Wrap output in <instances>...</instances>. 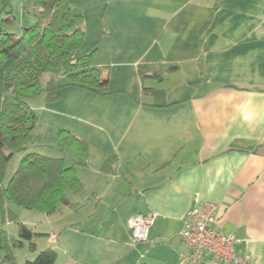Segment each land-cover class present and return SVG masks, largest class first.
I'll return each instance as SVG.
<instances>
[{
	"label": "crops",
	"instance_id": "0c3cea01",
	"mask_svg": "<svg viewBox=\"0 0 264 264\" xmlns=\"http://www.w3.org/2000/svg\"><path fill=\"white\" fill-rule=\"evenodd\" d=\"M107 9L108 35L130 26V41H144V26L151 42L131 94L101 106L130 113L104 130L114 131L113 171L101 169L109 151L76 167L83 188L72 208L87 217L72 229L82 244L72 254L84 264L141 253L145 264H206L182 262L179 231L188 210L212 202L218 227L241 239L238 254L264 264V0H109ZM141 64L171 70L142 80ZM139 213L155 220L134 244L128 220Z\"/></svg>",
	"mask_w": 264,
	"mask_h": 264
},
{
	"label": "trees",
	"instance_id": "16d2710c",
	"mask_svg": "<svg viewBox=\"0 0 264 264\" xmlns=\"http://www.w3.org/2000/svg\"><path fill=\"white\" fill-rule=\"evenodd\" d=\"M25 12L35 22L24 27L20 34L7 31L0 25V216L2 223L18 221L12 206L34 209L47 215L61 204L74 207L68 193L82 190L76 165H87L89 142L68 129H59L57 138L62 147L75 156L72 165L63 157H52L28 151L35 139L38 119L29 99L43 90L41 79L47 74V98L60 97V82L104 93L109 84L107 66L97 65V48L83 50L85 30L83 16L73 9L68 0H26ZM7 21H12L11 16ZM171 70V68L166 69ZM164 69L139 65L141 79L153 77L162 81ZM146 90V88H145ZM17 152H24L19 166L6 185L3 179L7 163ZM115 154L103 162V171H113ZM19 237L13 238L0 228V264H16L15 250L29 241L31 250L37 235L26 224L19 222ZM58 253L53 248L40 251L34 260L24 264H55Z\"/></svg>",
	"mask_w": 264,
	"mask_h": 264
},
{
	"label": "rangeland",
	"instance_id": "374dc122",
	"mask_svg": "<svg viewBox=\"0 0 264 264\" xmlns=\"http://www.w3.org/2000/svg\"><path fill=\"white\" fill-rule=\"evenodd\" d=\"M25 1L0 0V25H3L7 31L20 34L24 27L35 22L34 16L23 9ZM68 1L75 12L83 16L85 40L82 49L97 48L94 62H103L101 64L107 66L108 94L106 96L94 94L88 89L68 85L66 78L62 77L60 82L63 86L59 89L60 97L50 100L44 89L48 75H43L41 79L43 90L28 100L38 119L35 139L29 144L28 151L52 157H63L66 165H72L76 158L69 149L62 147L59 143L58 130L68 129L86 138L89 142V153H91L92 159L102 151L115 154L116 147L112 142L115 138L110 135L114 134V131H110L111 133L108 134L104 130L111 129L110 127L117 121L129 120L130 113L123 109L101 110V106L105 103L113 104L124 101L131 94L130 90L134 88L136 80H138V77L134 76V62L137 58L144 56L151 41H145L146 28L144 26L142 28L144 41H130V26L125 27L123 35H108L107 28L111 26L107 9L109 0ZM10 16L12 21H7ZM112 24L114 25V23ZM116 62L121 63L122 66L117 65ZM23 154L24 152L15 153L7 163L3 179L4 185L8 183L18 168ZM68 195L73 201L80 199L72 192H69ZM12 210L18 221L8 220L2 223L0 216V228L6 230L13 238H18L19 222H21L37 234L33 240L36 243L35 250L30 249L29 241H25L23 247L15 250L16 264H24L26 260L36 259L38 253L46 248H53L57 251L58 259L55 264H84L72 254L73 248L82 249L81 243L75 245L76 234L72 229L81 231L76 220L84 216L86 213L84 210H75L61 204L54 213L49 215L22 206H12ZM99 212L100 219H108L111 216V211L103 205L99 207ZM144 260V253H141L133 262L127 263L121 259L113 264H145Z\"/></svg>",
	"mask_w": 264,
	"mask_h": 264
},
{
	"label": "built area",
	"instance_id": "2783aa9c",
	"mask_svg": "<svg viewBox=\"0 0 264 264\" xmlns=\"http://www.w3.org/2000/svg\"><path fill=\"white\" fill-rule=\"evenodd\" d=\"M153 213L136 214L128 220L133 243L147 241L154 223ZM215 203L203 202L186 213L183 227L179 231L185 251L182 262L206 264H253L249 258L241 257L236 245L241 239L227 234L218 227Z\"/></svg>",
	"mask_w": 264,
	"mask_h": 264
}]
</instances>
